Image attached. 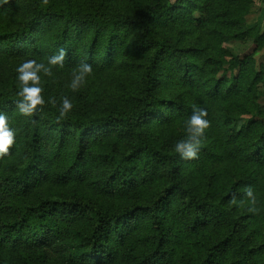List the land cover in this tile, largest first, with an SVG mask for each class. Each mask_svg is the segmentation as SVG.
I'll return each instance as SVG.
<instances>
[{"label":"trees","instance_id":"1","mask_svg":"<svg viewBox=\"0 0 264 264\" xmlns=\"http://www.w3.org/2000/svg\"><path fill=\"white\" fill-rule=\"evenodd\" d=\"M18 1L1 2L0 12L14 7ZM122 1L106 10L98 4L88 6L83 0H24L22 16L9 25L0 22V44L6 43L5 47L0 46V53L12 58L27 55V61H35L48 73L45 88L39 93L44 102L37 104L30 114L19 110V105L27 102L18 95L22 84L17 68L10 79L0 75V113L6 115L13 131V143L7 153H0V159L18 155L9 171L17 187L26 191L36 172H43L39 158L45 146H57V150L61 147L64 151L77 149L81 155L87 152L86 142L93 131L97 136L117 133L127 142L123 146L113 143L112 153H103L112 165L104 185L118 193L129 191L136 181L146 184L142 175H150L152 170L158 173L159 184L150 199L134 200L118 209L104 210L76 200L61 203L71 207L66 212L69 218L82 212H90L91 217L88 216L87 230L63 239L56 247L51 230L56 225L54 215L61 210L53 200L39 199L23 207L17 217L0 216V264H112L117 242L124 243L125 234L140 219L145 222L147 238L142 251L134 253L130 248L132 264L170 260L173 248L164 245L178 236L181 240L201 237L204 241L198 242L203 247L201 256L181 255L177 264H264V215L257 195L261 186L258 168L264 166V111L251 101L252 114L258 118H249L238 129L229 125L216 130L211 146L202 142L205 132L165 130L182 116L190 117L202 109L213 110V101L228 102L240 91L251 92L252 82L262 72H249L253 81L247 82V72L240 69V60L233 56L229 69L239 65L237 76L224 74L217 80L213 76L201 79L204 69L195 60L204 48L194 35L195 29L207 22L204 14L211 15V0ZM251 3L252 0H227L218 7L237 36L254 31L241 23ZM194 11L202 15L195 18ZM47 46L50 49L46 50ZM120 50L122 56L129 57L128 61L117 62ZM60 56L58 63H49V58ZM82 65L99 70L115 66L131 73L120 79V89L113 94L118 96L109 102H93L82 94L72 110L74 89L60 95L47 86L55 68L80 71ZM164 77L167 83L161 84ZM27 83L31 86L33 81ZM170 87L180 93L162 97ZM197 87L206 88L200 95L203 102L198 103L195 96L192 101L181 96L183 89ZM64 98L72 107L61 116ZM159 104L166 108L157 117L159 112L155 108ZM225 116L229 120L233 117ZM179 141L192 144L195 156L177 152L175 145ZM220 149L232 158L224 164V170L230 174L224 179L219 170L208 172L205 167V161ZM173 202V214L182 230L167 216ZM25 236L34 248L21 253L18 247Z\"/></svg>","mask_w":264,"mask_h":264},{"label":"rangeland","instance_id":"2","mask_svg":"<svg viewBox=\"0 0 264 264\" xmlns=\"http://www.w3.org/2000/svg\"><path fill=\"white\" fill-rule=\"evenodd\" d=\"M24 0H19L12 8H6L0 12V22L9 25L10 21L22 16L21 7ZM88 6L89 4H98L99 7H104L108 10L110 7L121 4L122 0H83ZM122 1V2H121ZM175 0H169L168 3H173ZM227 0H211L209 4V11L204 14L207 22L203 23L200 27L196 28L195 41L204 48L198 56H196V64L203 66L204 75L201 79H208L213 76V79L221 78L227 75L237 76L239 71V65L234 69H229V63L233 56H237L240 60V69L242 67L247 73L253 71L254 73L262 72L261 77L253 81L251 77L244 78L247 82L253 81L251 87L254 88L251 92L245 93L240 91L238 96L231 97L230 100L225 101H213L211 103L213 110L206 111L207 115L204 116L209 123L202 132H205L206 136L203 139V143L207 145H214L212 142L213 134L216 130L222 129L230 125L234 129H238L242 125H245L249 118H258L252 114L253 109L250 106V102L253 101L261 110L264 111V0H252L249 11L243 16L242 24L246 28H253L254 31L243 36H237L234 33L235 29L228 27L227 17H221L219 11V5ZM1 3V2H0ZM212 6V7H211ZM207 9V10H208ZM110 10V9H109ZM199 11H194L192 16L198 18L201 16ZM88 37L84 39V42ZM133 38V37H131ZM132 40L130 38L127 39ZM51 42V40L49 41ZM47 42V43H49ZM131 42V41H128ZM5 42L0 44L1 48L5 47ZM50 46H47V49ZM119 58L117 62L128 61L127 55L122 56L121 50L118 51ZM84 57V55H83ZM245 59V60H244ZM27 61V55L20 58H12L6 56L4 53H0V75L5 74V78L10 79L13 75L15 68H18L21 64ZM242 62H245L242 64ZM33 68H41L40 71L35 72L39 77L35 83L43 89L45 88L46 75L45 67H37L33 64ZM56 71L51 74L50 85L47 86L54 88L56 93L60 95L67 91L76 92L73 96L72 102L74 103L72 110L77 107L78 95L85 97L93 102L96 100L100 102H109L110 99L115 98L118 95H113L115 90L120 89V79L128 76L131 72L129 70H120L115 66L99 70L97 67L91 68L88 73L80 71H69L64 68H55ZM43 71V72H42ZM225 72V73H224ZM81 76V80L78 81L76 88L72 87V83L76 76ZM245 81V82H246ZM167 83V79L164 77L161 84ZM209 84V81L206 85ZM131 86H134L131 85ZM203 88L202 90H205ZM202 90L196 88L195 90L183 89L181 96L187 98V100H195L200 103L203 102L200 98ZM79 91V92H77ZM177 89L173 87L168 88L165 91V95L162 97L173 96L179 94ZM192 96H195L192 98ZM199 96V97H197ZM244 96V97H243ZM243 97V99H242ZM245 99V100H244ZM163 101L162 103H164ZM164 104L156 106L155 110L159 112L157 117L162 116L161 110L165 109ZM200 114V113H198ZM225 114H230V120ZM191 117V116H190ZM190 117H180L165 130H171L175 132H187L193 134L196 132L188 123ZM153 119V118H152ZM156 120V119H155ZM156 122V121H155ZM230 123V124H229ZM196 132V133H202ZM167 134V133H166ZM210 134V137H209ZM91 138L87 141V152L81 153L78 150H63L57 146L53 147L48 145L43 149V155L39 158V167L43 172H36V178L32 180L31 185L26 191H22L17 187L15 179L11 178L9 168L12 161L17 158V154H13L9 157H2L0 159V216H10V218L21 215L23 207L30 206L39 201V199L53 200L54 205H57L61 211L55 213L54 220L56 221L55 227L51 230L52 243L54 247L58 246V243H62L63 239L73 237L76 232L80 235L89 228V220L87 213H80L74 218L66 216V212L71 209L70 206L60 205L67 200H76L86 204H93L102 209L114 208L118 209L123 205L139 201L140 199L146 200L151 198L154 187L159 184V175L154 170L150 172V175L143 173V177L146 178L147 183L142 185L136 181V185L129 191L118 193V191L111 189L104 185V180L111 172L112 165L103 157V153H112L113 143L124 145V141L127 139L124 136H120L117 133H105L102 136H97L96 131L91 133ZM21 137V135H20ZM73 152V153H71ZM215 153V152H213ZM216 156L210 155L207 161H205V167L209 171H220L221 178L224 179L230 176L227 170H224V164L232 161L229 155H224L222 149L219 153H215ZM258 176L261 179V186L258 189V198L262 207L261 214L264 215V166L258 168ZM141 193V194H140ZM142 195V197H141ZM52 205L51 208L55 209ZM175 210V203L171 205V210L167 211L168 219L176 223L177 227L182 230L179 219L173 214ZM65 213V214H64ZM145 222L140 219V223L131 230H128L125 234V241L117 242V252L112 264H132V255L129 254L130 248L134 253H138L143 249V241L147 238L144 233ZM26 226V224H25ZM25 228V227H24ZM27 232V229H24ZM81 237H79L80 239ZM177 240V241H176ZM176 240L165 244V248L173 250L170 260L166 262H160V264H177L176 259L181 255L189 257L201 256L203 247L198 242H203L201 237H190L189 239H182L176 237ZM181 240V241H180ZM31 241L28 236L21 238V244L18 249L21 253L31 248ZM34 248V246H32ZM151 264H153L151 262Z\"/></svg>","mask_w":264,"mask_h":264},{"label":"clouds","instance_id":"3","mask_svg":"<svg viewBox=\"0 0 264 264\" xmlns=\"http://www.w3.org/2000/svg\"><path fill=\"white\" fill-rule=\"evenodd\" d=\"M0 2H6V0H0ZM62 59L60 57H51L49 58L50 64L58 63ZM35 61L28 60L25 61L17 68V72L19 73L18 79L21 81L22 89L18 93V95L23 96L24 101L27 103H21L19 105V110L24 114H30L37 104H42L44 101L42 97L39 95L41 92V88L36 86L35 83L39 80V77L35 74V69L33 68V64ZM39 67V65H37ZM81 69L83 72L88 73L91 71L90 66L82 65ZM33 81L31 86L28 85V81ZM81 80V76H76L75 80L72 83V87L76 88L78 81ZM72 107L71 103L67 98L63 99V106L61 108V116ZM207 113L204 109L201 110L200 114H194L188 119V123L196 132H202L206 127H208V121L203 118ZM13 143V131L9 128L7 123V117L5 114L0 113V153H7L9 145ZM175 150L177 152H181L186 157L195 156V152L193 151V145L186 143L184 141H179L175 145ZM251 195V192H249Z\"/></svg>","mask_w":264,"mask_h":264}]
</instances>
